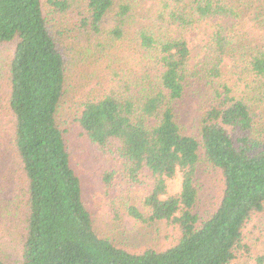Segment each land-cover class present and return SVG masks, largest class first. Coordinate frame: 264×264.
<instances>
[{
	"label": "trees",
	"instance_id": "16d2710c",
	"mask_svg": "<svg viewBox=\"0 0 264 264\" xmlns=\"http://www.w3.org/2000/svg\"><path fill=\"white\" fill-rule=\"evenodd\" d=\"M49 4L68 17L69 51L43 0H0V45L15 44L0 67V264H11L6 237L20 245L15 264H238L249 222L264 213V0ZM75 47L83 79L104 87L78 104L75 123L120 167L101 181L148 180L145 212L128 214L177 227L171 248L131 252L95 230L59 123ZM189 94L196 133L182 118ZM202 163L222 183L207 218L197 209Z\"/></svg>",
	"mask_w": 264,
	"mask_h": 264
},
{
	"label": "rangeland",
	"instance_id": "374dc122",
	"mask_svg": "<svg viewBox=\"0 0 264 264\" xmlns=\"http://www.w3.org/2000/svg\"><path fill=\"white\" fill-rule=\"evenodd\" d=\"M43 3L50 27L56 31H61V33L67 32V29H70L67 22L68 17L54 13L49 0H43ZM63 35L62 42H65V47L68 49L70 47L69 42L74 41L72 39L74 34L64 33ZM14 49V43L0 45V67L11 59ZM120 53L119 55L122 57L125 56L122 52ZM78 54V49L75 47L69 55L73 58V62L69 66L67 95L59 112V123L66 132L65 137L71 152L72 164L81 178L84 200L93 215L95 230L100 237L109 239L115 245L131 252L171 248L180 236L177 227L166 223L142 224L128 214V208L132 205L136 206L141 212H145L142 199L150 190L148 180L144 179L141 183L129 184L119 174V176H115L109 188L101 181L105 170L119 169L120 167L112 156L98 150L89 142L81 128L75 123L78 104L80 105L86 95L90 96L92 93L96 94V92L104 89L101 85H99V88L94 86L99 81L97 77L87 76L83 79L86 74L79 73L81 69L79 66H83V59ZM77 56L80 58L76 60ZM127 61H130L129 58H127ZM120 80L121 78L115 77L114 83L117 84V81ZM110 84H113V82ZM198 108L197 98L191 94L187 95L185 103L181 106V112L184 124L192 133H196L193 127L198 115ZM180 180L181 177L178 175L175 180L169 182L170 194L180 191ZM220 180L216 171L203 163L200 165L196 180L200 194L197 209L203 218H207L213 213L219 204L222 196V183ZM245 236V244L248 250L242 251L236 262L238 264H255L259 256H264V213L251 219L245 230ZM3 240L12 254L10 263L15 264L18 261L20 245L16 241L11 242V238L8 237Z\"/></svg>",
	"mask_w": 264,
	"mask_h": 264
}]
</instances>
